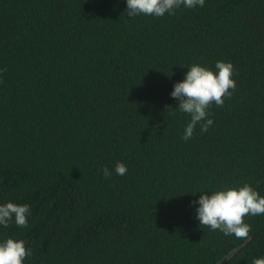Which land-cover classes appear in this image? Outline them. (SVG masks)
<instances>
[{
  "label": "trees",
  "instance_id": "16d2710c",
  "mask_svg": "<svg viewBox=\"0 0 264 264\" xmlns=\"http://www.w3.org/2000/svg\"><path fill=\"white\" fill-rule=\"evenodd\" d=\"M217 61L236 89L185 141L173 85ZM245 183L264 197V0L163 17H128L126 0H0V205L31 210L0 241H25L23 264H252L264 214L238 239L190 203Z\"/></svg>",
  "mask_w": 264,
  "mask_h": 264
},
{
  "label": "clouds",
  "instance_id": "9594fccd",
  "mask_svg": "<svg viewBox=\"0 0 264 264\" xmlns=\"http://www.w3.org/2000/svg\"><path fill=\"white\" fill-rule=\"evenodd\" d=\"M204 3L205 0H126V15L163 17L165 14H174L180 7L192 9L203 7ZM233 75L234 66L231 62L217 61L215 71L200 64H192L184 79L173 85L170 96L178 102L177 109L190 116L183 140L187 141L193 136L198 124L201 133L207 132L213 124V120L207 118L210 107L213 103L217 107H223L225 98H230L236 89ZM101 171L105 178L112 175L107 167ZM114 171L123 176L128 169L124 163L117 162ZM200 193L198 200L190 202L199 205L196 208L199 225L207 226L213 231L219 230L225 236L234 235L238 239H247L251 226L245 223V217L264 214V197L247 183L239 188ZM30 215L29 205L7 202L0 205V226L7 228L14 220L17 227L25 228ZM31 254V249L26 248L23 240L6 238L0 241V264H23ZM252 264H264V258L254 259Z\"/></svg>",
  "mask_w": 264,
  "mask_h": 264
}]
</instances>
